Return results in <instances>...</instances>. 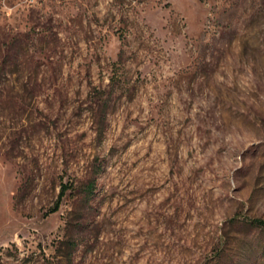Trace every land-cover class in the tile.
I'll list each match as a JSON object with an SVG mask.
<instances>
[{"label":"rangeland","instance_id":"obj_1","mask_svg":"<svg viewBox=\"0 0 264 264\" xmlns=\"http://www.w3.org/2000/svg\"><path fill=\"white\" fill-rule=\"evenodd\" d=\"M0 264H264V0H0Z\"/></svg>","mask_w":264,"mask_h":264},{"label":"trees","instance_id":"obj_2","mask_svg":"<svg viewBox=\"0 0 264 264\" xmlns=\"http://www.w3.org/2000/svg\"><path fill=\"white\" fill-rule=\"evenodd\" d=\"M57 209H58V206L54 210H57Z\"/></svg>","mask_w":264,"mask_h":264}]
</instances>
